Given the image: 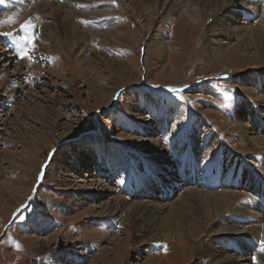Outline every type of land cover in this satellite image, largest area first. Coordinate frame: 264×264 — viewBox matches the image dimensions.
Masks as SVG:
<instances>
[{
    "label": "rangeland",
    "instance_id": "1",
    "mask_svg": "<svg viewBox=\"0 0 264 264\" xmlns=\"http://www.w3.org/2000/svg\"><path fill=\"white\" fill-rule=\"evenodd\" d=\"M20 1L0 2V264H206L195 254L213 222L205 220L201 204L186 200L185 189L203 196L235 194L236 211L253 200L258 217L243 211L231 216L264 223V207L257 204L264 193L235 187L229 183L235 174L226 171L228 187L154 185V193L142 197L173 207L164 221L178 229L182 247L136 237L125 211L116 215L129 174L137 179L146 172L142 139L156 140L177 177L184 161H192L193 141L202 164L224 148L239 161L249 157L232 136L233 109L243 102L248 121L247 82L264 76V47L236 36L218 46L213 42L219 36L206 35V23L185 27L182 11L202 22L209 16L205 5L193 1L160 10L151 0H127L124 6L101 0L113 11L116 35L100 33L92 40L94 29L87 28L88 35L80 29L76 41L64 12L54 18L48 10L31 9L35 0ZM74 20L82 28L89 21ZM45 26L53 40L42 37ZM262 239L250 245L264 247ZM253 248L250 264H257Z\"/></svg>",
    "mask_w": 264,
    "mask_h": 264
},
{
    "label": "bare ground",
    "instance_id": "2",
    "mask_svg": "<svg viewBox=\"0 0 264 264\" xmlns=\"http://www.w3.org/2000/svg\"><path fill=\"white\" fill-rule=\"evenodd\" d=\"M58 1L59 4H54L52 0H35V3L29 5L31 6V9L41 11L48 10V16L54 18H57L61 12H64L65 14L62 19L66 21L65 27L69 30L72 39L75 41L81 38V36H79L80 29L82 32H86L87 35V28L94 29L98 32H95L90 36L92 40H95L100 33L110 36L116 35L114 33L115 29H113L116 28L115 23H113L110 18L113 11L110 9V6H107L104 3L98 4V2H102L101 0ZM118 1L123 5L127 0ZM151 1H153L160 10L166 6L178 8L185 1V4H189L187 1H193L199 6L205 5L208 9L209 16L207 17V20L203 19V22L201 20L203 17H201V19L199 17L194 19L191 16L192 14L190 15L189 13L182 11L181 15L183 16V19L181 21L185 20L183 21L185 22V27L195 28L201 23H206V35L219 36L217 38L219 39L218 41L214 40L213 42L211 40L213 44H217L218 46L223 43L226 44V38L236 36V38L244 43L247 41H254L256 45H259V48L262 49V47H264V0H181L180 3L179 0H169V2H162L161 0ZM19 2L21 1L19 0ZM21 3H24V1ZM194 7L196 8V6ZM242 15H244V19L241 18L240 20L242 21H238L236 18ZM76 17H80V20L81 18L87 17L89 21H87V25L82 28L76 24L74 20ZM107 27L111 28L110 30H113V32H105L104 28ZM199 29L201 30V27ZM41 35L42 37H45L46 40H53L55 38L52 34L51 28L46 26L43 28ZM146 35H144V37ZM146 37L142 39L146 41ZM247 83L249 85V89L247 90L249 99H246L245 104L248 105L251 103L249 107H251L252 110L250 111L248 109L249 111L247 112V115H249V119L246 121L244 103L241 101L236 103V106L233 109V118L236 120V128L232 136L239 141L237 144L239 148H245L243 154H247L250 159L244 157V159L242 158L239 161L236 158H239L240 156H234V158H232L228 149L224 148L223 152L217 159L208 164H202L199 163L200 155L198 152V146L195 144L196 141H193L191 142L192 146L190 148L193 157L192 161L186 159L183 166H181V168L183 167L184 169H181L179 168L180 166H178L179 171L181 169V172L177 177L172 174L174 167L171 165V162L167 160L163 153L158 151L159 146L156 140L151 138L142 139L141 161H144L142 163L147 173L145 172V174H141L137 179H134V176L130 173L123 188L126 197L122 200L117 199L118 202H116V215L125 211V221L129 220L130 224L136 228V237L141 238L143 236H150V238L152 237L155 241L169 240L171 242H176L180 247L184 246L180 240L181 235L180 232L177 231L178 229H176L175 226H171L172 223L169 224L164 221L165 212L168 214L174 213L173 207L159 199V202L155 204L153 203V199L150 201L142 200L143 196H148L149 194L151 195L154 193V185L162 190L175 189L176 187L179 188L180 186L190 185L192 183H198L204 188L214 186L215 188L224 186L228 187V176L224 175V171H226L227 173L231 172L235 174L232 181L229 178V183L235 187H239L240 185L242 186L240 189L245 190V192H249L248 188H255V192H257L259 197L261 194L260 192H262V194L264 193V190H262L264 189V86H261L264 84V76L258 78L257 81L255 78L248 79ZM256 92H263V95H256ZM258 119L260 121L259 123H257ZM143 133L151 137L153 134L149 129H144ZM210 140H214V138L211 137ZM122 158L126 163L127 159L124 157ZM157 174L166 176L167 180L160 182ZM240 177L242 181L240 180ZM237 195L242 196L243 198L245 196L242 192ZM184 197L186 200H193L201 204V210L203 211L205 220L213 222L210 229H202L205 231V233L203 232V235L205 234L204 236L206 237V240H204L201 248L198 250L197 254H195L197 260H204L206 264H250L252 258L249 253H251L253 248L250 244L254 240L257 241L258 238H263L262 240H264V223L260 220H252L249 224H246L243 221L237 222L232 218L233 216H231V214H235L236 216L238 212L243 211L244 215L247 214L254 218L258 217L256 209L251 204L253 203V200L250 203L244 202L246 203L245 205L243 203L237 205V210L242 209L236 211L234 210L235 208L231 199H236L238 197L232 193H221L217 195L212 192L205 193V196H203L200 192L198 193L192 189H185ZM261 198L259 199L260 203L257 204L263 208L264 202ZM168 214H166V216ZM102 215L103 214H101V216ZM167 218H169V216ZM188 233L191 238L193 235L192 229H189ZM201 235L202 233L200 232V236ZM261 235L262 237H260ZM253 250L254 252L256 251V254H259L256 260L257 264H264V247H260L259 249L253 248Z\"/></svg>",
    "mask_w": 264,
    "mask_h": 264
},
{
    "label": "snow or ice",
    "instance_id": "3",
    "mask_svg": "<svg viewBox=\"0 0 264 264\" xmlns=\"http://www.w3.org/2000/svg\"><path fill=\"white\" fill-rule=\"evenodd\" d=\"M0 2H3V0H0ZM34 39H35V37H34V36H33L32 38H30V39H29V41H28V42H29V44H33V41H34ZM170 91H171V90H170ZM225 98H226V99H228V98H229V97L227 96V94H226Z\"/></svg>",
    "mask_w": 264,
    "mask_h": 264
}]
</instances>
